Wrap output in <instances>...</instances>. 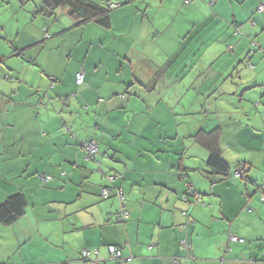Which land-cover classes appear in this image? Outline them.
Wrapping results in <instances>:
<instances>
[{"label":"crops","instance_id":"0c3cea01","mask_svg":"<svg viewBox=\"0 0 264 264\" xmlns=\"http://www.w3.org/2000/svg\"><path fill=\"white\" fill-rule=\"evenodd\" d=\"M125 2L109 12L108 28L76 25L61 8L39 14L42 0L33 16H15L13 38L0 21V204L13 194L26 201L20 217L0 224V264H87L83 250L118 264L109 246L131 257L127 264H264V59L234 33L241 27L255 40L259 20L212 11L203 20L216 28L192 45V11L204 7L180 4L169 20L178 32L171 50L158 40L165 0ZM245 60L255 78H245ZM185 82L190 105L182 104ZM204 113L192 124L180 119ZM215 128L226 179L193 143L197 131ZM82 141L98 144V166L85 160ZM114 189L126 199L125 223L115 218Z\"/></svg>","mask_w":264,"mask_h":264},{"label":"rangeland","instance_id":"374dc122","mask_svg":"<svg viewBox=\"0 0 264 264\" xmlns=\"http://www.w3.org/2000/svg\"><path fill=\"white\" fill-rule=\"evenodd\" d=\"M38 0H29V1H25V0H0L2 7H0V21L5 25L6 29H7V35L10 38L14 37V25H15V16L19 15H29L31 14L33 16V10H35L36 8V3ZM127 1V0H126ZM209 1L210 0H190L189 3H185L184 0H165V3L168 4V6H165L164 8V14L166 15L167 19L165 21V23L163 24V26L161 27L162 31L160 32V36L158 38L159 41L162 42H166L168 39L169 41V47L171 50H174L177 47L178 44V40L174 39V35L177 32V29L174 28L173 26L169 25V20L172 18L173 15H176L175 12H181V9H186L188 7V5L190 4H198L201 5L202 7H204L203 10H198L196 12L192 11V18H194L195 21L192 22V45L195 43H199V42H204L206 40V34L207 32L211 29V28H216L217 25H215V23L213 21L211 22H205L206 20H203L204 18H207L208 14H210L212 11L217 10L218 12H220L221 15L227 17L229 20H231V16L235 15L236 17H240V16H244L245 17V24H248V21L250 18L253 21H256L257 19L259 20V24L261 25L255 29L254 33H252L251 35L256 36L253 40L252 37H249V35L246 34L245 30L243 28L240 27V32L239 34L236 35V37H240L241 36H245L246 40H248L246 46L248 51H251V53H256L259 52V54L261 55L260 57H262V59H264V55H262L261 53H263L264 51V10L263 11H258V7L259 6H264V0H216L215 3H219V7L214 5L209 6ZM229 1L231 3V5L227 2ZM93 2L101 4L102 6H109L107 5L109 2H113L112 4H119L123 5L125 4V0H93ZM180 4L182 5V8H180ZM138 4H134L135 7H137ZM259 5V6H258ZM258 6V7H257ZM180 8V10H179ZM38 9V8H37ZM144 9V6H141V10ZM61 13H63L62 16H58L57 19L59 21L64 22L66 20L67 17L65 12L62 10H58L57 14L61 15ZM184 12L182 11V14ZM235 13V14H234ZM148 14V19L145 21L144 24V29L145 30H151L153 29V25L150 24V15L149 12L147 11ZM169 16V18H168ZM183 16L181 14H179V19L182 18ZM260 19L262 20L260 22ZM202 20V21H201ZM200 21V22H199ZM177 23H175L176 25ZM194 24H201L200 27H194ZM244 24V25H245ZM151 25V26H150ZM221 25V24H220ZM251 27V26H250ZM155 29H158V31L160 30V26L157 25L155 27ZM183 27L182 24L180 26V31L183 33ZM191 37V34L190 36ZM209 41H211V39H209ZM255 42L257 44V46H255V44H253L252 42ZM262 44V46H261ZM167 46V47H168ZM261 46V50L258 51V47ZM186 57V53L182 51V53H180L178 55L177 60L179 62H182ZM17 59H13L10 62H15ZM207 56L204 57L201 62L199 60H196V62H200V63H207ZM224 60H222L223 62ZM247 63H249L248 60H245V71H246V76L245 78H251V77H256L253 72L250 73L249 68H247ZM249 71V72H248ZM260 78L257 77L259 80H263L264 79V71L260 72ZM257 74V73H256ZM187 83L185 82V85L183 87V91L184 93L186 92L187 89ZM208 86H203V89L207 88ZM192 88V87H189ZM183 93V94H184ZM192 95H194V90L193 88L191 90H189L187 93H185V96L182 100V104L185 105H190L192 103ZM198 104H205L202 100L201 102L196 101ZM196 104V103H195ZM247 107V105H246ZM207 112V110H206ZM209 113V112H208ZM207 116L211 115V113L208 114ZM206 117V113H204L202 116H186V117H181V121L184 122H189V124H192L195 120H204ZM87 251V250H86ZM88 252V251H87ZM89 253V252H88ZM96 253V252H95ZM94 253V256H95ZM80 257H81V253H80ZM89 257H90V253H89ZM82 259V257H81ZM83 261V259H82Z\"/></svg>","mask_w":264,"mask_h":264},{"label":"trees","instance_id":"16d2710c","mask_svg":"<svg viewBox=\"0 0 264 264\" xmlns=\"http://www.w3.org/2000/svg\"><path fill=\"white\" fill-rule=\"evenodd\" d=\"M60 8L67 12L70 18L74 20L76 25H84L88 22H95L102 27H109L108 15L111 9L107 6L103 7L102 5L91 2L89 0H42V3L38 7L37 12L44 16H51L56 9ZM251 25L253 27L254 23H252ZM234 31L235 35L239 34L240 32L237 27ZM219 138V128H215L207 132L197 131V133L193 136V143L207 151L208 157L206 160V165L208 166V168H210L216 175L220 176L222 179H226L229 176V167L221 157L219 151ZM98 153L96 155V163L95 160H93L94 158L88 159L86 155L85 160H89L88 162L94 163L98 166ZM25 206L26 201L21 194H13L9 196L4 201V203L0 204V224L9 225L13 223L18 217L23 214ZM116 221L119 223H125V221Z\"/></svg>","mask_w":264,"mask_h":264},{"label":"built area","instance_id":"2783aa9c","mask_svg":"<svg viewBox=\"0 0 264 264\" xmlns=\"http://www.w3.org/2000/svg\"><path fill=\"white\" fill-rule=\"evenodd\" d=\"M214 1L215 0H210L209 1V6H212ZM184 2L185 3H189L190 0H184ZM109 8L111 10L112 9H117V8H119V5L118 4H115V5L111 4L109 6ZM263 9H264V7L260 6L258 8V11H262ZM83 76H84L83 71H79L76 74L75 83L78 86L82 84ZM121 98H123V96H121ZM81 147H82V150L84 151L86 157L88 159H93L94 158L93 160H95V163H96V155L99 152L98 144L92 143V142H87V141H82L81 142ZM242 174H243V169L242 168L236 169L234 174H233V177L234 178H240V177H242ZM117 178H118L117 175H106V180L109 183L114 182ZM38 179L42 183H44L47 180H49L48 177H45L43 175H39ZM187 190L189 191V193L192 192V187H191L190 184H187ZM114 193L117 196L118 201H119V208H118V210L115 213V218L118 221H123L124 222L129 217V213H128L127 206H126V199H125V197L123 195V192L120 189L114 191ZM110 194H111V191H110L109 188H107V187L101 188L100 195H101V197L103 199H106L107 197H109ZM186 198L187 197L184 196V201L187 200ZM200 202H201V199L197 198V203H200ZM231 239H232V241H236V237H232ZM181 248H182V250H188L189 246H188L186 240H182L181 241ZM107 252H108V255H109V259L111 261L117 262L118 264H127L131 260V257L124 258L122 256V251L116 246L107 247ZM95 255H96V253H95ZM81 257H82L84 263H87V264H99L96 259H90L89 253L86 250L81 251ZM175 264H178L177 260L175 261Z\"/></svg>","mask_w":264,"mask_h":264},{"label":"bare ground","instance_id":"6f19581e","mask_svg":"<svg viewBox=\"0 0 264 264\" xmlns=\"http://www.w3.org/2000/svg\"><path fill=\"white\" fill-rule=\"evenodd\" d=\"M119 5V4H118ZM109 7V6H108ZM89 161V160H88Z\"/></svg>","mask_w":264,"mask_h":264},{"label":"water","instance_id":"95a60500","mask_svg":"<svg viewBox=\"0 0 264 264\" xmlns=\"http://www.w3.org/2000/svg\"><path fill=\"white\" fill-rule=\"evenodd\" d=\"M97 163H99V162H97Z\"/></svg>","mask_w":264,"mask_h":264}]
</instances>
